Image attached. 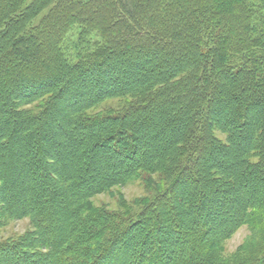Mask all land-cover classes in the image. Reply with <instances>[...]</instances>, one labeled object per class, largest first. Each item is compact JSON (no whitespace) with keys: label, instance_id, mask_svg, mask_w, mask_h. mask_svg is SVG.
<instances>
[{"label":"trees","instance_id":"16d2710c","mask_svg":"<svg viewBox=\"0 0 264 264\" xmlns=\"http://www.w3.org/2000/svg\"><path fill=\"white\" fill-rule=\"evenodd\" d=\"M256 7L0 0V264H264Z\"/></svg>","mask_w":264,"mask_h":264},{"label":"rangeland","instance_id":"374dc122","mask_svg":"<svg viewBox=\"0 0 264 264\" xmlns=\"http://www.w3.org/2000/svg\"><path fill=\"white\" fill-rule=\"evenodd\" d=\"M250 3L252 6L256 7L257 0H250ZM260 15V14H258ZM73 40V42H76V33L71 34L69 36V40ZM70 40V41H71ZM71 52H74L72 50ZM123 192L126 196L127 199L133 200L134 198L138 196H142L145 194V187L141 182H134L126 187L123 188ZM101 200L111 203L112 206L114 204H117L118 199L117 198H112L109 195H103L100 198ZM116 206V205H115ZM29 227V222L28 220H22L16 223L11 224L8 229L7 233L9 235H12L16 232H24L27 228ZM250 233V229L247 226L242 227L240 230H238L230 239H228L225 243V254L228 256L232 254L233 252H236L238 248L243 244L245 239Z\"/></svg>","mask_w":264,"mask_h":264}]
</instances>
